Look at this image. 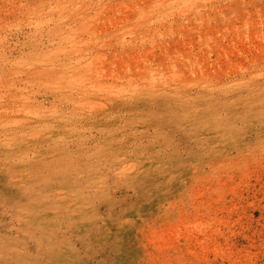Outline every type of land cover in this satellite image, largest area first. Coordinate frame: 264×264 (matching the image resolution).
Returning <instances> with one entry per match:
<instances>
[{"label": "rangeland", "instance_id": "1", "mask_svg": "<svg viewBox=\"0 0 264 264\" xmlns=\"http://www.w3.org/2000/svg\"><path fill=\"white\" fill-rule=\"evenodd\" d=\"M0 264H264V0H0Z\"/></svg>", "mask_w": 264, "mask_h": 264}, {"label": "bare ground", "instance_id": "2", "mask_svg": "<svg viewBox=\"0 0 264 264\" xmlns=\"http://www.w3.org/2000/svg\"><path fill=\"white\" fill-rule=\"evenodd\" d=\"M51 6V5H50ZM51 9V8H50ZM70 21V20H69ZM42 46V45H41ZM54 50V49H53ZM79 80V79H78ZM73 82H74V79H73ZM81 82V81H80ZM71 84V83H70ZM80 84V83H79ZM154 86V85H153ZM158 86V85H157ZM155 87V86H154ZM152 88V87H151ZM162 91V90H161ZM183 93V92H182ZM160 94H162V95H165V96H163V97H168V96H172V95H177V94H179V92H177V91H175V90H169V92H168V90H163L162 92H160ZM167 94V95H166ZM187 94V93H186ZM15 96H16V94L15 95H13L12 97H14L15 98ZM183 96V95H182ZM178 99V98H177ZM43 105V104H42ZM40 107V106H39ZM40 109V108H39ZM19 112V111H18Z\"/></svg>", "mask_w": 264, "mask_h": 264}]
</instances>
